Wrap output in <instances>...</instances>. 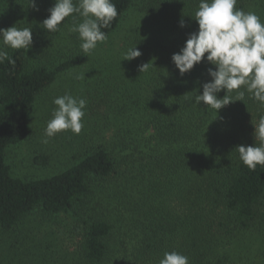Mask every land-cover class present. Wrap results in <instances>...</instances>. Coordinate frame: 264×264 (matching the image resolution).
I'll return each instance as SVG.
<instances>
[{
    "label": "trees",
    "instance_id": "1",
    "mask_svg": "<svg viewBox=\"0 0 264 264\" xmlns=\"http://www.w3.org/2000/svg\"><path fill=\"white\" fill-rule=\"evenodd\" d=\"M112 3L118 16L102 29L107 40L86 54L69 30L78 15L49 33L40 25L54 0H36L38 10L30 0H0V28L32 27L33 36L28 50L5 48L14 65L0 63V229L14 230L36 209L70 215L75 243L53 258L44 246L42 264H159L171 251L189 264H236L235 247L250 236L262 244L245 264H264V166L250 170L235 148L259 144L251 122L264 116V104L247 92L218 113L195 103L215 66L205 58L181 75L171 57L198 30L199 0ZM235 7L264 23V0ZM135 45L142 55L123 60ZM58 83L63 94L86 99V127L54 174L20 178L8 152L33 134L31 108ZM228 95L237 99L236 90ZM34 162L50 165L52 156Z\"/></svg>",
    "mask_w": 264,
    "mask_h": 264
},
{
    "label": "clouds",
    "instance_id": "2",
    "mask_svg": "<svg viewBox=\"0 0 264 264\" xmlns=\"http://www.w3.org/2000/svg\"><path fill=\"white\" fill-rule=\"evenodd\" d=\"M236 4L237 0H199L194 16L198 30L190 33L184 46L171 57L181 75L205 58L215 66L214 69H208L211 80L203 83L202 94H195L194 101L196 104L203 102L217 113L233 101H243L246 92L264 104V23L255 12L237 9ZM30 6L38 10L36 0H30ZM48 12L49 16L40 27L49 33L59 31V26L69 16H73L74 20V14L82 18L80 22H74L69 30L78 33L80 48L86 54H91L98 43L107 40V34L102 29L108 28L118 16L112 0H54ZM180 26H185L183 20ZM32 42V27H17L15 24L0 28V63L7 60L15 64L6 47L28 50ZM141 55L135 45L123 53V60L131 61ZM147 68L148 63L143 64L139 71L143 72ZM75 78L83 77L77 75ZM222 90L226 94L220 98L218 93ZM233 90L237 91L236 100L228 95ZM52 102L57 107L47 122L43 143L62 131L70 130L79 134L84 126L86 99L66 92L55 97ZM251 123L254 139L259 144L238 145L235 148L243 164L255 170L257 165L264 166V116ZM159 264H189V258L177 251L165 252Z\"/></svg>",
    "mask_w": 264,
    "mask_h": 264
},
{
    "label": "rangeland",
    "instance_id": "3",
    "mask_svg": "<svg viewBox=\"0 0 264 264\" xmlns=\"http://www.w3.org/2000/svg\"><path fill=\"white\" fill-rule=\"evenodd\" d=\"M66 77L69 80L71 75ZM58 84L46 90L32 106L30 122L34 129L33 134L8 152L12 173L20 178L38 179L54 174L58 164L64 160V155L73 153L71 147L72 145L74 147L75 143L72 141H75L86 127L84 125L79 134H74L70 130L62 131L54 137L47 138V143L42 142L45 139L47 122L52 118L53 109L57 107L52 101L55 97L63 95L59 88L62 83ZM41 155H51L52 163L43 166L36 164L35 158ZM260 208L264 211V199ZM70 218V215L53 216L36 209L23 217L14 230L4 232L0 229V264H42L37 262L36 256L44 251V246L48 247L50 257L53 258L57 250L66 245H73L76 238ZM259 228L264 240V224ZM241 242L243 247L238 245L235 247L238 256L235 259L236 264H245L247 252L262 244L260 238L252 236Z\"/></svg>",
    "mask_w": 264,
    "mask_h": 264
}]
</instances>
